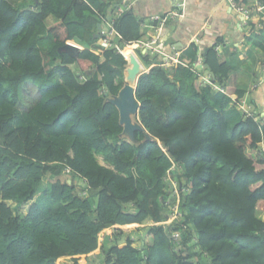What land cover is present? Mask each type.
Returning a JSON list of instances; mask_svg holds the SVG:
<instances>
[{"label":"trees","instance_id":"obj_1","mask_svg":"<svg viewBox=\"0 0 264 264\" xmlns=\"http://www.w3.org/2000/svg\"><path fill=\"white\" fill-rule=\"evenodd\" d=\"M121 4L0 0V264H80L94 251L99 264H264V155L249 152L264 124L231 97L245 92L227 84L222 41L204 57L225 92L197 88L191 68L166 67L160 54L130 44L143 37L131 8L114 24L123 39L100 45L97 24ZM68 44L77 56L60 50ZM131 49L147 68L135 90L138 119L165 146L139 131V145L120 138L118 109L107 101L123 86ZM198 50L192 43L185 54L195 59ZM28 82L38 97L24 111ZM174 180L188 190L181 215L168 221ZM146 223L153 241L140 247L125 229Z\"/></svg>","mask_w":264,"mask_h":264},{"label":"crops","instance_id":"obj_2","mask_svg":"<svg viewBox=\"0 0 264 264\" xmlns=\"http://www.w3.org/2000/svg\"><path fill=\"white\" fill-rule=\"evenodd\" d=\"M9 1L13 5L21 6L26 0ZM126 2L142 22L141 41L156 40L153 51L150 52L158 53L163 58L177 50H180L184 57L191 58L185 51L192 43H196L199 50L195 59L197 60L198 56L203 59L206 48L218 40L222 41L217 49L219 55L231 66L228 86L245 92L243 99L264 124V52L260 48V42L264 43V21H261V26L257 22L262 13H253V21L245 24L243 18L235 11L231 0ZM155 16H160L161 20L154 19ZM55 21L54 16L47 18L48 25ZM144 49L146 48L142 47V52ZM25 93L23 90L19 105L24 111L29 107L28 104L24 106L25 99L30 105L38 97V88L30 97L25 96ZM232 96L237 97L236 94ZM101 163L104 164L105 161Z\"/></svg>","mask_w":264,"mask_h":264},{"label":"built area","instance_id":"obj_3","mask_svg":"<svg viewBox=\"0 0 264 264\" xmlns=\"http://www.w3.org/2000/svg\"><path fill=\"white\" fill-rule=\"evenodd\" d=\"M231 2L237 14L243 18L242 20L245 24H249L251 21H253L254 19L252 16L253 13H260V14L262 13V16H259L260 19L257 21L259 25L260 24L262 25L261 21H264V3L262 0H231ZM130 8L131 6L129 5V3H127L126 0H122V4L119 5L115 10L114 17L109 16L108 18H103L104 20V22L102 23L103 30L101 33L102 38L99 41L101 46L105 48L114 47L116 45L115 42H113L115 38L123 39V36L118 30H116L114 24L116 18ZM154 19L160 21L161 17L155 16ZM130 44H133L135 47L140 49H142V47H145V48H149L150 51H153V45L156 44V40H151L149 42H144L140 40V41L132 42ZM124 56L126 57L125 53ZM163 60H164V65L166 67L170 66L171 64H175V65H183L185 67L191 68L198 75L201 84L210 85L214 89H218L225 92V88L220 87L214 83L211 75L207 70L204 69L203 71L198 70L199 67L203 68L204 65L203 59H201L199 56L197 60L187 58L183 56L180 50H177L171 54H166ZM231 97L237 102L236 104L239 110L243 111L248 116H256L253 113V111H251L250 106L247 105L245 99L243 98L239 99L236 96H231ZM263 139H264V132H262V142L259 144L257 150L255 152L249 151L254 158H258L259 156L264 155ZM67 171L69 172L70 170L67 169ZM173 185H174V193L177 194V202L172 210L173 212L169 216L170 219L168 221H173L181 215L180 206H179L180 197L182 193H185L188 190V188L179 185L178 182L175 180L173 181Z\"/></svg>","mask_w":264,"mask_h":264},{"label":"water","instance_id":"obj_4","mask_svg":"<svg viewBox=\"0 0 264 264\" xmlns=\"http://www.w3.org/2000/svg\"><path fill=\"white\" fill-rule=\"evenodd\" d=\"M97 28L98 31L93 35L94 38H100L103 30L102 23H98ZM78 49L79 48L73 44H68L60 48V50H65L69 52L72 56L78 55ZM149 51L150 49L146 48L143 50V53H148ZM126 59L127 64L124 70L123 86L120 88L119 92L116 95H110L107 98V101L114 104L119 112V123L123 128L122 133L120 134V138H126L129 142L139 145L141 142L138 141L135 136V133L139 131L144 134V140L157 141L162 146H165L162 141H160L156 137H153L138 119L140 102L138 101L135 95V90L140 75L146 71V66L134 50L131 51V53L129 54V56L126 57ZM203 62V69L209 72L213 81H217L218 77L216 76L215 72L211 70L209 64L207 63L206 57L203 58ZM200 86L201 81L200 79H197L196 87L200 88Z\"/></svg>","mask_w":264,"mask_h":264},{"label":"rangeland","instance_id":"obj_5","mask_svg":"<svg viewBox=\"0 0 264 264\" xmlns=\"http://www.w3.org/2000/svg\"><path fill=\"white\" fill-rule=\"evenodd\" d=\"M12 1H13V0H12ZM133 50H134V49H133ZM136 53H137V52H136ZM198 70L203 71V68L199 67ZM23 90H24V92H26V93H25V96L30 97L31 95H34V94L37 92V87H36L33 83L28 82L25 86L22 87L21 92H22ZM25 102H26V103H24V104H25L24 106H26L27 104H28L27 106H29V102H27V99H25ZM125 139H126V138H125ZM126 140H128V139H126ZM98 158H99V160H100L101 162L104 163V160H103L102 156H98ZM104 164H105V163H104ZM65 178H66V175H62V176H60L58 179H59V180H64ZM56 179H57V178H56ZM51 181H52L51 178L46 177V178L44 179V183H43L42 186H47L48 183L51 182ZM78 181H79L78 183L80 184V185H78L79 187H80L82 184L85 183V181H83L82 179H78ZM171 209H172V207L170 208V212L172 211ZM258 215H259V217H261L262 219H264V214H263V212H259ZM166 226H167V229L169 230V229H170L169 224L166 225ZM146 227H149V225H147V223H146L144 226H143V225L140 226V229H141V230H138V229L136 230V228L126 227V229H125V233L128 234V233H130L131 231H133V232L131 233L132 238H134V239L136 240V244H137V245H139L140 247H142V246H143V242H146L147 244H149V243H152V241H153V237H152L151 234H148V232H147V228H146ZM101 239H102V241H105V240H106V237H105L104 235H102V236H101ZM109 243H114V242H113V239H109ZM98 253H99V252L94 251V252L91 253L89 256H86V255H84V256H80V257H79V258H80V264H99V263H100V258H97V257H98L97 254H98ZM91 256H92V257H91ZM89 257H91V259H90ZM195 259L197 260V258H195ZM204 260H210V257L205 256V257H204ZM72 263H73V260L70 259V258L62 262V264H72Z\"/></svg>","mask_w":264,"mask_h":264},{"label":"bare ground","instance_id":"obj_6","mask_svg":"<svg viewBox=\"0 0 264 264\" xmlns=\"http://www.w3.org/2000/svg\"><path fill=\"white\" fill-rule=\"evenodd\" d=\"M133 49L129 50L128 52L125 53L126 57L129 56V54L131 53ZM130 101V100H129Z\"/></svg>","mask_w":264,"mask_h":264}]
</instances>
